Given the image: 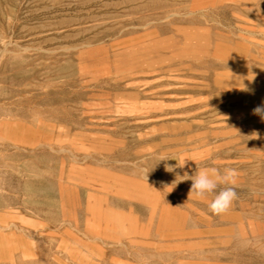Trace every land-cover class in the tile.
I'll use <instances>...</instances> for the list:
<instances>
[{"label":"rangeland","instance_id":"1","mask_svg":"<svg viewBox=\"0 0 264 264\" xmlns=\"http://www.w3.org/2000/svg\"><path fill=\"white\" fill-rule=\"evenodd\" d=\"M193 1L0 0V264H264V0ZM233 43L253 57L210 70L236 92L213 111L175 107L210 93H143L146 63ZM207 126L229 133L185 140ZM213 167L238 172L219 216L180 181Z\"/></svg>","mask_w":264,"mask_h":264},{"label":"bare ground","instance_id":"2","mask_svg":"<svg viewBox=\"0 0 264 264\" xmlns=\"http://www.w3.org/2000/svg\"><path fill=\"white\" fill-rule=\"evenodd\" d=\"M188 7H189L190 11H196L202 7L204 8V6H203V4H201V2L195 1V0ZM222 17H223V15H222ZM213 22L215 23V20L212 21V23ZM220 24H221V22H220ZM210 25H213V24H210ZM217 25H218V23H217ZM215 26H216V23H215ZM210 28H213V30H214V26L213 27L210 26V27H206V28H202V29H199V28L187 29L185 31V35H186V37L188 36L190 38L191 41L189 43H191L193 45V47H194L193 43H196V42H197L196 45L201 46L203 42L201 43V41L198 40L199 39L198 37L202 38L203 35L208 33ZM189 38H188V41H189ZM242 39L249 42V44L251 43L250 38H248V39L242 38ZM212 46L219 47L218 45H212ZM237 46L238 45L236 43L235 44L233 43V47H231V48H228L225 46L223 48H214L212 50L211 47L208 45L205 47L206 49H205V52L203 54H200L199 57L193 56L194 60L189 61L188 63H183L181 60L177 63H172V62H169L167 60L159 61V60L154 59V61L148 62L145 65H146V68H149V72H152V71L156 72L157 76H160V78H156V80H154L151 84L146 85L147 89L145 91H143V93L144 94H146V93L158 94L160 92L165 91L168 94H174V93L175 94H182L186 91H192V90L193 91H200V92H203L206 94L210 93L212 95L210 100L202 99V100H198V101H192V100L188 99L186 101L180 102L175 107L179 110L178 111L179 113H185V111H188V112L196 111L195 113L204 112L206 110L213 111L212 109L216 108L217 102H219L223 98L231 97L233 94H236V92H234L235 90L232 89L231 87H228L227 90H224V91L222 90L221 92H217V93L213 92L214 90H213V87L211 86V82L206 81L207 79H209L208 74H210V70L215 75H219L218 72H215V71H217L219 69H225L226 67H227L226 71H229V69H230V71L239 70V72L243 73V70L247 68L246 66H248V62L247 61L243 62L241 60V57H244V58L247 57L249 59H251V57H253L252 54H249L248 50L243 52L241 49L240 50L237 49ZM241 46H244V45L242 44ZM209 49H211L212 52H210ZM240 51L242 53H240ZM243 67H244V69H243ZM208 71H209V73H208ZM165 75H167L166 79H168L167 80L168 82L163 80L164 79L163 77H165ZM197 77L201 78L200 82L195 81V79ZM169 81H172L176 84L173 86H169V84H170ZM189 83H192V85H190ZM219 119H220V122L222 123L221 124L219 122L220 126H222V125L227 126V125H231L234 122V120L236 119V116L230 115V116L220 117ZM197 123L198 122H196V121L192 122L193 125H199ZM207 127L210 129L205 130V131H203V133H200V134H190L188 136H185L184 137L185 140L190 141L192 139L198 138L202 141L200 144H204L207 136L224 137L225 135H227L229 133L228 131H224V130H222L220 132H216L212 129L211 126L210 127L207 126ZM184 128L189 129V126L184 125ZM148 153H149V151H148ZM182 168H183L184 172H188L189 171V163L183 164ZM120 202H121V200H120ZM132 241L134 244L140 242L136 238H134V240H132ZM152 244H153V242H152ZM149 245H151V243ZM157 248H160V246L155 245V249H157Z\"/></svg>","mask_w":264,"mask_h":264},{"label":"clouds","instance_id":"3","mask_svg":"<svg viewBox=\"0 0 264 264\" xmlns=\"http://www.w3.org/2000/svg\"><path fill=\"white\" fill-rule=\"evenodd\" d=\"M254 114L261 116L264 119V105L257 106L254 110ZM238 177V172L232 168H225L223 173L217 168H208L200 170L197 174L189 177L185 174L180 177L181 180L192 181L190 196L195 195L199 198H205L209 194L216 193L214 199L209 204V209L214 215H222L226 213L233 201L237 198V193L233 187L227 185H235ZM186 178V179H185ZM220 185L226 187L216 191Z\"/></svg>","mask_w":264,"mask_h":264}]
</instances>
